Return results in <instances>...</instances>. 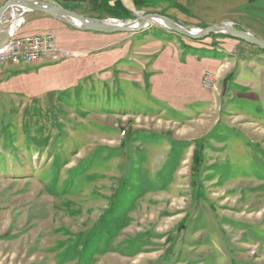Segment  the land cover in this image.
<instances>
[{"label":"rangeland","instance_id":"rangeland-1","mask_svg":"<svg viewBox=\"0 0 264 264\" xmlns=\"http://www.w3.org/2000/svg\"><path fill=\"white\" fill-rule=\"evenodd\" d=\"M63 32L93 53L0 74V264H264V51L211 35L180 54L168 39L195 40L156 23ZM167 55L196 71L168 77Z\"/></svg>","mask_w":264,"mask_h":264},{"label":"crops","instance_id":"crops-1","mask_svg":"<svg viewBox=\"0 0 264 264\" xmlns=\"http://www.w3.org/2000/svg\"><path fill=\"white\" fill-rule=\"evenodd\" d=\"M8 1L9 0H0V8ZM40 1L52 3L64 7L66 9L75 11L76 13H79L80 15H83L85 17L99 19V20L103 19V15L109 13L135 12L136 9L138 10L148 9L151 12L165 15L171 18L176 23L180 24L181 26L191 29L207 28L210 26H220L224 23H230L235 27H237L238 29L250 32L256 37L264 40V0H40ZM23 18L25 23L24 26L18 32L19 37L52 33L56 37L57 46L63 49H67V48L64 45H62L61 41L58 40L55 34L56 31H60V30L64 31L63 33L68 39L69 38L85 39V41L81 45H86V44L92 45L98 40L103 41L105 38L104 36L110 35V34L80 31L70 25H67L43 13L27 12L23 15ZM29 20H32L34 23L38 24L39 27L42 28L44 31L35 34L34 33L27 34V32H25L24 30ZM21 23H22V18L18 19L14 23V25ZM124 39L126 40V37ZM231 40L236 41L235 39L232 38ZM120 41L122 40L119 39L114 43H118ZM167 42L170 43L169 45L171 46L172 51H175L176 50L175 48L181 49L178 50L180 54H184L185 52H187V54H191V52L195 48L207 51L205 50L206 46L203 45V43H201L200 41H194L195 43L193 42V44H186L183 43V41L180 39V43L177 44V43H172V39H168ZM110 44H112V41L110 42ZM76 46L78 45L77 44L74 45V47ZM184 47L186 48L189 47L191 49L187 51L185 50ZM213 50H217V49H213ZM92 51H93L92 48L86 46L82 48L76 47L73 48V50H70V52L76 54L93 53ZM180 54L177 56L178 57L181 56ZM259 54L263 55L264 52ZM196 56H198V53H195V57ZM204 57L208 58L209 60L215 58L214 56H210V55ZM155 61L156 64L158 63V64L166 65V69H164L163 71L165 73H169L168 77L171 78L177 76L176 74L179 71L189 72V73L191 71L194 72L196 71L195 68L194 69L192 68V70H190L188 67H184L181 66L180 64L174 63L172 57L168 55L165 57L163 56L161 58L157 57ZM42 62H50V61H42ZM51 62H59V61L51 60ZM222 63L223 61H221V59L215 58L214 61L212 62L213 64L212 66L215 70H217L220 66L223 65ZM6 65L1 66L2 68L0 74H2V71H4V67ZM18 67L30 68L31 65L29 67L27 66H18ZM12 70L13 69H11V71ZM205 71H206L205 69L201 71L199 70L198 74H194V75L198 78ZM183 77H186V75H184Z\"/></svg>","mask_w":264,"mask_h":264},{"label":"water","instance_id":"water-1","mask_svg":"<svg viewBox=\"0 0 264 264\" xmlns=\"http://www.w3.org/2000/svg\"><path fill=\"white\" fill-rule=\"evenodd\" d=\"M15 10L21 12L20 15H24L27 12L43 13L80 31L102 34H137L144 31L148 27L149 22L156 19L162 21L164 23L163 26L173 33L191 40H203L211 35H225L264 51V40L256 37L250 32L240 30L230 23H224L220 26H210L203 29L197 28L199 32L195 33L193 29L183 27L165 15L148 13L137 19L139 21L138 27H132L130 25H113L106 20L103 21L85 17L64 7L40 0H9L0 8V27L11 21ZM73 21L79 23L81 26L75 25Z\"/></svg>","mask_w":264,"mask_h":264},{"label":"built area","instance_id":"built-area-1","mask_svg":"<svg viewBox=\"0 0 264 264\" xmlns=\"http://www.w3.org/2000/svg\"><path fill=\"white\" fill-rule=\"evenodd\" d=\"M21 18L22 23L16 28L8 24L0 27V37L3 33L7 34V38L0 40V66H28L40 61L65 60L76 56L70 51L60 49L52 33L19 37L18 32L25 23L23 15Z\"/></svg>","mask_w":264,"mask_h":264},{"label":"bare ground","instance_id":"bare-ground-1","mask_svg":"<svg viewBox=\"0 0 264 264\" xmlns=\"http://www.w3.org/2000/svg\"><path fill=\"white\" fill-rule=\"evenodd\" d=\"M21 12H19L18 10H15L13 15H12V19H11V22L9 21L7 24L10 25L12 28H16L17 26L21 25V24H15L14 23L18 20V19H21V15H20ZM110 24H113V25H130L132 27H138L139 26V21L135 20V21H131V22H121V21H117V20H107ZM73 23L77 26H81L79 23L77 22H74ZM149 23H156V24H159V25H164V23L160 20H152L151 22ZM193 31L195 33H198L199 31L197 30V28H194ZM52 61H60V60H52ZM42 62V61H40ZM36 64V63H35Z\"/></svg>","mask_w":264,"mask_h":264},{"label":"trees","instance_id":"trees-1","mask_svg":"<svg viewBox=\"0 0 264 264\" xmlns=\"http://www.w3.org/2000/svg\"><path fill=\"white\" fill-rule=\"evenodd\" d=\"M210 37V36H209ZM208 38V37H207ZM200 42H203V40H198ZM48 64H50L49 62H45L44 64L42 63L41 65L35 67V68H41V67H44V66H47Z\"/></svg>","mask_w":264,"mask_h":264}]
</instances>
